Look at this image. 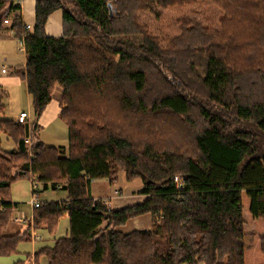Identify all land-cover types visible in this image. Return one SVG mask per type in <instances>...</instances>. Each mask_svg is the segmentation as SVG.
<instances>
[{
  "label": "trees",
  "instance_id": "trees-1",
  "mask_svg": "<svg viewBox=\"0 0 264 264\" xmlns=\"http://www.w3.org/2000/svg\"><path fill=\"white\" fill-rule=\"evenodd\" d=\"M19 1L0 0V43L5 20L25 37L16 74L34 120L0 117V256L30 242V226L11 231V187L28 179L39 192L67 193L35 209L37 229L54 235L70 220V234L37 250L36 264H264V0H211L220 29L184 16L165 47L140 15L204 0H33L31 29ZM56 13L60 37L47 33ZM57 86L68 149L37 135ZM2 102L0 89V116ZM121 172L147 199L114 211L92 184L114 185ZM145 215L150 230L120 231Z\"/></svg>",
  "mask_w": 264,
  "mask_h": 264
},
{
  "label": "rangeland",
  "instance_id": "rangeland-1",
  "mask_svg": "<svg viewBox=\"0 0 264 264\" xmlns=\"http://www.w3.org/2000/svg\"><path fill=\"white\" fill-rule=\"evenodd\" d=\"M25 10H26L25 16L27 21L33 23V13H35V7L33 5V2H25ZM222 12L223 11L211 0H204L193 5L176 6L167 9H163L160 6H156L155 12L153 14L150 12L143 13L140 15L139 18L141 23H143L144 25H148L149 28L147 29H149L150 31L149 35L151 36L153 35V37L154 36L158 37V39L162 42L161 43L162 46L165 47L169 42L173 41L175 38L182 35V31L180 30L179 27H180V19H182L184 16H190L191 18H196L204 25H207L208 27H211L213 29L215 28L220 29V18L223 15ZM58 16H60V13H58L57 16H55L52 19V24L48 29V34L51 36H58L60 32H62L60 22L57 21ZM57 23L59 24V27H57ZM8 27L9 26H7L6 29H9ZM17 44H18L17 40L15 39L14 36L12 37V39H10L9 37H5L4 39H2L0 43V64L5 60L9 62H18V63L21 62V59L23 60L24 53H20V51L18 50L19 46H17ZM2 69L5 70V67L3 65L0 71ZM6 70L7 71L3 72L4 74L8 73L7 68ZM19 78L21 79L22 84L17 83V84H12L10 86L4 85L5 88L1 87L2 97H3L2 103L6 105V108H5V113L0 117L16 121L20 115V112L24 110L26 113H29L31 119L34 120V114H33L34 109H33V105L30 102L31 98L30 96H28L26 81L23 80L21 76H19ZM59 91H61V89H59ZM37 135L39 136L40 140L43 143H45L47 146L56 147V148H67V149L69 148L68 129L67 126L62 121L57 122L49 129H45V130L41 129V131L39 130L37 132ZM2 147L6 151H12L15 145L13 141L9 140L7 135H2ZM126 178H127L126 174L124 172H121L119 178L117 179L118 180L117 183L114 185H111L107 180H99L93 182L91 193L93 194V196L95 195L96 197L99 196L103 197L100 199H96L95 201L97 200L102 201L106 199L108 200L107 205L109 204V206H107L104 203L103 205L106 206L107 208H110L112 202L109 197L115 196L116 191L121 192L120 190H122L123 199L119 200V202L123 203L127 200L126 204H131L132 196L140 195L144 187H143V183L140 180L129 182ZM22 182L28 183L31 186L28 179L20 180L12 185L11 195L13 194L12 193L13 186ZM32 193H33V188H32ZM30 196L33 198V194L30 193ZM38 196H39V201H42L43 203L61 202L60 200L62 199L66 200L67 198L65 192L63 191L55 192L52 190L46 192L40 190V192H38ZM146 217L149 218H142L138 221H135L133 223L134 226L133 230H143L144 226L142 225L143 223L142 221L144 220L147 221V219H150L151 216H146ZM61 222L62 220L59 223L57 232L61 228L60 226ZM33 228L36 231H39V229H37L35 225H33ZM39 237H43V236H41L40 234ZM32 240H33L32 237H30L31 242L20 244L18 247V252L16 254H13L11 256H4V257L0 256V264H26L28 262L27 259L29 254L31 256H34L38 252L37 250H40L41 248L47 245L43 243L37 245L35 248L32 246L33 243ZM37 242L39 243V241ZM38 264H48V262L45 258H40Z\"/></svg>",
  "mask_w": 264,
  "mask_h": 264
},
{
  "label": "crops",
  "instance_id": "crops-1",
  "mask_svg": "<svg viewBox=\"0 0 264 264\" xmlns=\"http://www.w3.org/2000/svg\"><path fill=\"white\" fill-rule=\"evenodd\" d=\"M25 2H33L34 7H35V3H34L33 0H31V1L30 0H23L22 5H21L22 6L21 15L23 17L24 24L29 25L30 27H33V25L35 23V14L33 13V23L30 22V21H27L26 16H25V11H26L25 10ZM57 14L58 13H56L51 18V20H50V22H49V24L47 26V33H48V29L50 28V26L52 24V19L55 16H57ZM60 16H61V14H60ZM60 16L57 17V21L60 22V26H61V30H62V16L61 17ZM7 26H9V25H6V27ZM57 27H59L58 23H57ZM8 28L10 29V26ZM9 29H8V31H6V33L4 35V38L5 37H9L10 39H12V37L14 35H13V32L9 31ZM61 35H62V32H60V34L58 36H53V37H60ZM17 46H18V44H17ZM18 50H19V48H18ZM20 53H22V52L20 51ZM26 64H27L26 53H24V58H23V60L21 59L20 63H18V62H9L7 60L1 62L0 69H1V67L3 65L5 68L8 69V73L4 74L3 73L4 69H2L0 71V89H1V87L5 88V86H7V85L10 86L12 84H17V83L22 84L21 79L16 74V72L19 69H25ZM23 80H25V79H23ZM26 86H27V82H26ZM59 89H61V91H59ZM61 95H62V88L57 86L55 88V90H54V93H53V97H54L53 102L48 106V108L44 112L42 118L40 119V122H39L40 128H38L40 131H41V129L42 130L43 129L44 130L45 129H49L51 126H53L57 122L62 121L61 118H60L61 117L60 116L61 108H60V104H59V101H58L61 98ZM28 96H29V94H28ZM24 112L25 111L22 110L20 112V114L24 113ZM10 118H12V117H10ZM13 118H16V117H13ZM32 122H33V120L31 119V123ZM29 182H30L31 186L28 183H25V182L18 183V184L13 186V192H12L13 194L11 195V201H12L13 209H14V211H13V223H14V225H13V227H12L13 229L11 231H12V233L24 232L30 226L31 237H32L33 231L36 234H38V235L41 234V236L44 237V238L42 237V240L39 241V243L38 242H34L32 240V242L35 243V244L32 243V246L36 248L37 245L44 243V244H47L44 247H49V246L53 245L55 240L65 238V237H67L70 234V220H69L68 216H64L62 218V222H61V225H60L61 228L59 227L60 228L59 231L56 234H54V235H50L44 229H39V231H36L33 228V225H35L33 223H34V217H35L36 210H35V208H33L34 206H33L32 201H31L33 198L30 196V193L33 194L32 193V182H31V180H29ZM120 191L121 192H119V191L117 192L116 191L115 192L116 193L115 196L109 197L111 202H112V205L110 206V208L112 210H114V211L122 210V209H124L126 207H130V206H133V205L141 204L147 199V196H144V195L140 194L138 196H135V195L132 196L131 204H126L127 200L125 202H123V203H120L119 200L123 199L122 198L123 192H122V190H120ZM66 195H67V193H66ZM92 197H94L95 199L103 198L101 196H99V197H96L95 195L93 196V194H92ZM128 198H129V196H128ZM60 201L61 202L65 201V199H62ZM40 202H41V205H42L43 202L42 201H40ZM146 216H150V215H145V216H142V217H138L136 219H132L131 221L128 222V224L126 226L122 227L120 229V231L128 234V233L134 232V231H147V230H150L151 227H152V223H153V218L152 217H150V219H147V221H145V220L142 221L143 222L142 225L144 226L143 230H133L134 229L133 223L135 221H138V220L142 219V218H149V217H146ZM35 257H36L35 255L31 256L29 254L28 255V259H27L28 260L27 263L28 264H30V263L32 264V261H33V258H34L35 259V264H36L37 261H36ZM39 261H40V259L38 260V263H39Z\"/></svg>",
  "mask_w": 264,
  "mask_h": 264
},
{
  "label": "built area",
  "instance_id": "built-area-1",
  "mask_svg": "<svg viewBox=\"0 0 264 264\" xmlns=\"http://www.w3.org/2000/svg\"><path fill=\"white\" fill-rule=\"evenodd\" d=\"M22 2H23V0H21V1H19V3L22 5ZM5 25H10V27H11V25H12V21H10V20H5ZM25 28L26 29H31V27L29 26V25H26L25 24ZM24 39H25V37L23 38V40H17V43H18V46H19V51H21L22 53H26V48H25V44H24ZM5 71H7L6 70V68H5V70L3 71V72H5ZM17 121L20 123V124H28L29 126H30V128H31V116H30V114L29 113H26V112H24V113H21L20 115H19V117H18V119H17ZM25 143H27V144H29V145H31V138H28L27 140H26V142ZM181 183H182V180L180 179V178H176V184H177V187L180 189L181 188ZM32 188H33V194H34V196H33V205H34V208L35 209H38L40 206H41V204H40V202H39V196H38V194H37V185L35 184V183H33V181H32ZM102 202L104 203V204H106L107 205V203H108V200H106V199H104V200H102ZM107 206H109V204L107 205ZM32 239H33V241L34 242H37V241H41L42 240V237H39V235L38 234H36L34 231H33V233H32ZM31 264V263H30ZM32 264H35V259L33 258V261H32Z\"/></svg>",
  "mask_w": 264,
  "mask_h": 264
},
{
  "label": "bare ground",
  "instance_id": "bare-ground-1",
  "mask_svg": "<svg viewBox=\"0 0 264 264\" xmlns=\"http://www.w3.org/2000/svg\"><path fill=\"white\" fill-rule=\"evenodd\" d=\"M37 194H38V192H39V190H38V186H37ZM33 196H34V194H33ZM33 200V199H32ZM40 202V201H39ZM32 204H33V201H32ZM40 204H41V202H40ZM34 206V205H33Z\"/></svg>",
  "mask_w": 264,
  "mask_h": 264
}]
</instances>
